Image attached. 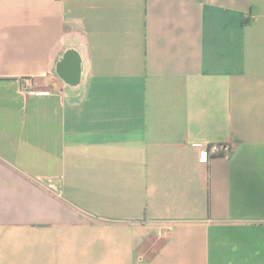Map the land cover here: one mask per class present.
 I'll use <instances>...</instances> for the list:
<instances>
[{
  "label": "crops",
  "instance_id": "obj_1",
  "mask_svg": "<svg viewBox=\"0 0 264 264\" xmlns=\"http://www.w3.org/2000/svg\"><path fill=\"white\" fill-rule=\"evenodd\" d=\"M0 264H264V0H0Z\"/></svg>",
  "mask_w": 264,
  "mask_h": 264
},
{
  "label": "built area",
  "instance_id": "obj_2",
  "mask_svg": "<svg viewBox=\"0 0 264 264\" xmlns=\"http://www.w3.org/2000/svg\"><path fill=\"white\" fill-rule=\"evenodd\" d=\"M233 151V147L229 144H212L200 149V156L203 163H208L212 156L228 157Z\"/></svg>",
  "mask_w": 264,
  "mask_h": 264
}]
</instances>
